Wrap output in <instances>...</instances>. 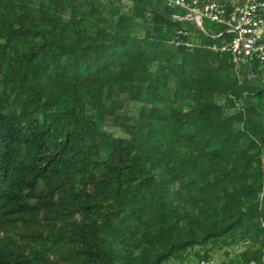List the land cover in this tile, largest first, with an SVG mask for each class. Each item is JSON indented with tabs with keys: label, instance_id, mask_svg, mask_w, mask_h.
I'll list each match as a JSON object with an SVG mask.
<instances>
[{
	"label": "trees",
	"instance_id": "obj_1",
	"mask_svg": "<svg viewBox=\"0 0 264 264\" xmlns=\"http://www.w3.org/2000/svg\"><path fill=\"white\" fill-rule=\"evenodd\" d=\"M169 9L0 0V264L264 259V76Z\"/></svg>",
	"mask_w": 264,
	"mask_h": 264
},
{
	"label": "built area",
	"instance_id": "obj_2",
	"mask_svg": "<svg viewBox=\"0 0 264 264\" xmlns=\"http://www.w3.org/2000/svg\"><path fill=\"white\" fill-rule=\"evenodd\" d=\"M165 1L168 7L177 9L173 13L177 20L193 21L195 18L204 28L205 20L224 25L226 28L220 33L205 28L215 39L230 35L228 41H215L209 48L221 55L229 54L237 68H247L252 76L258 75L260 70L264 71V0ZM195 264L215 262L212 258H202ZM244 264H264V259Z\"/></svg>",
	"mask_w": 264,
	"mask_h": 264
},
{
	"label": "rangeland",
	"instance_id": "obj_3",
	"mask_svg": "<svg viewBox=\"0 0 264 264\" xmlns=\"http://www.w3.org/2000/svg\"><path fill=\"white\" fill-rule=\"evenodd\" d=\"M169 10H170V11H174V10H177V9H175V8H171V9H169ZM191 22H192V21H185L184 24H185L186 26H191ZM204 26H205V28H206L207 30H209V31H216V32H217L220 28L224 27L221 23L211 22V21H209V20H205V21H204ZM255 69H257L256 66H255ZM248 72L250 73L249 70H248ZM257 73L260 74V75H263V76H264V71H263V70H260V71H258ZM250 75H251V73H250ZM211 255H212V259L214 260L215 264H233L232 261H231L230 259L224 261V260H223V256H221L220 253H213V252H212ZM197 261H198V260H197ZM197 261H196V262H197ZM196 262H195V263H196ZM195 263H193V264H195ZM189 264H190V263H189Z\"/></svg>",
	"mask_w": 264,
	"mask_h": 264
},
{
	"label": "water",
	"instance_id": "obj_4",
	"mask_svg": "<svg viewBox=\"0 0 264 264\" xmlns=\"http://www.w3.org/2000/svg\"><path fill=\"white\" fill-rule=\"evenodd\" d=\"M193 22L197 25L198 29L205 35L210 36V33L203 27L202 23L193 18Z\"/></svg>",
	"mask_w": 264,
	"mask_h": 264
}]
</instances>
